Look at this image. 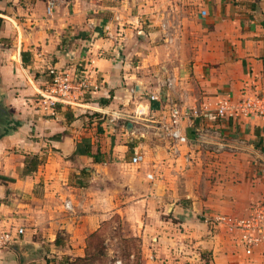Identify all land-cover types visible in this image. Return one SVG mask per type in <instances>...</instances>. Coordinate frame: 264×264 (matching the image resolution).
Instances as JSON below:
<instances>
[{"label":"crops","instance_id":"1","mask_svg":"<svg viewBox=\"0 0 264 264\" xmlns=\"http://www.w3.org/2000/svg\"><path fill=\"white\" fill-rule=\"evenodd\" d=\"M89 61L90 92L49 104L52 77ZM263 71L264 0H0V88L19 122L0 136V264H56L60 231L82 255L110 213L145 264H264V243L246 253L210 219L264 200V116L215 114L264 90ZM175 106L177 139L163 128Z\"/></svg>","mask_w":264,"mask_h":264},{"label":"built area","instance_id":"2","mask_svg":"<svg viewBox=\"0 0 264 264\" xmlns=\"http://www.w3.org/2000/svg\"><path fill=\"white\" fill-rule=\"evenodd\" d=\"M51 7L52 2H49L46 6V11L48 13ZM161 25L165 27L163 23ZM103 29L110 37L116 35V33L113 35L110 32L111 29L109 25H105ZM116 36L122 38V35L119 33H117ZM117 44L120 45L119 42ZM91 63L92 62L89 61L88 63L78 65L71 73L62 72L54 75L50 83V92L47 96L49 104L65 103L67 105H73V94L81 96L90 92V77L93 73V68L90 66ZM215 114L219 117L230 118L264 116V90L261 88L247 90L243 87L241 94L236 100H231L229 97L219 100L215 109ZM183 115H185L184 111H182L180 107L175 106L171 109V121L163 125L168 136L173 139H177L180 136L178 123ZM141 160L142 154L139 152H135L130 158L132 164H137ZM63 207L65 209L72 208L70 200L64 201ZM210 219L211 222L219 223L224 226L230 234L234 236L237 243L243 247L246 253H250L252 248L264 243V200L251 203L244 215H215ZM22 233L23 228L21 226L17 227L15 235L9 231L3 232L2 241L13 240L16 235Z\"/></svg>","mask_w":264,"mask_h":264},{"label":"rangeland","instance_id":"3","mask_svg":"<svg viewBox=\"0 0 264 264\" xmlns=\"http://www.w3.org/2000/svg\"><path fill=\"white\" fill-rule=\"evenodd\" d=\"M57 236L63 246L55 248L52 259L56 264H145L141 237L134 232L131 221L117 213H110L94 232L84 237L82 255L68 251L66 244L70 239L66 232H57Z\"/></svg>","mask_w":264,"mask_h":264},{"label":"trees","instance_id":"4","mask_svg":"<svg viewBox=\"0 0 264 264\" xmlns=\"http://www.w3.org/2000/svg\"><path fill=\"white\" fill-rule=\"evenodd\" d=\"M21 57H22V61L25 64L29 63L30 60H31V57H30V54H29L28 51H22L21 52ZM263 75H264V71H263ZM18 123H19L18 121H15L13 125H10V127H12L13 129H16V127L18 126ZM257 145L259 147H261L260 149H264L262 146H260L261 145V141H258ZM41 162H42V158L40 156H38L37 154L28 156V158L25 159V163H24V168L22 170V174H28V173L34 172ZM54 244L56 246H60V247L63 246L62 242L59 240L58 236L55 238ZM81 257L82 256H77L78 259H81Z\"/></svg>","mask_w":264,"mask_h":264},{"label":"water","instance_id":"5","mask_svg":"<svg viewBox=\"0 0 264 264\" xmlns=\"http://www.w3.org/2000/svg\"><path fill=\"white\" fill-rule=\"evenodd\" d=\"M14 118L5 106L4 96L0 88V136L11 133L14 129L10 125L14 124Z\"/></svg>","mask_w":264,"mask_h":264}]
</instances>
